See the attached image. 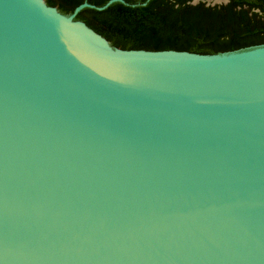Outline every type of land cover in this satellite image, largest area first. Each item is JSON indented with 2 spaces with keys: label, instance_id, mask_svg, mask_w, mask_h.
<instances>
[{
  "label": "water",
  "instance_id": "95a60500",
  "mask_svg": "<svg viewBox=\"0 0 264 264\" xmlns=\"http://www.w3.org/2000/svg\"><path fill=\"white\" fill-rule=\"evenodd\" d=\"M86 6L0 0V264H264V46L116 48Z\"/></svg>",
  "mask_w": 264,
  "mask_h": 264
},
{
  "label": "trees",
  "instance_id": "16d2710c",
  "mask_svg": "<svg viewBox=\"0 0 264 264\" xmlns=\"http://www.w3.org/2000/svg\"><path fill=\"white\" fill-rule=\"evenodd\" d=\"M45 1L65 15L82 3L94 5L82 8L75 19L85 22L116 48L217 54L250 44L243 40L249 37L251 26L229 25L232 15L241 12L229 7L226 13L225 5L193 4L192 0H115L99 9L110 0Z\"/></svg>",
  "mask_w": 264,
  "mask_h": 264
},
{
  "label": "flooded vegetation",
  "instance_id": "af4514ba",
  "mask_svg": "<svg viewBox=\"0 0 264 264\" xmlns=\"http://www.w3.org/2000/svg\"><path fill=\"white\" fill-rule=\"evenodd\" d=\"M120 1L125 2L126 0ZM200 2H203L208 6L225 5L226 13H228L229 7L233 8V10L240 11V15H232L233 18L227 21V23L241 28L242 26H251L249 29L250 32L247 33L249 37H247V39L244 38L243 40L244 42H247V44H250L243 47V49L264 46V0H192L193 4H198Z\"/></svg>",
  "mask_w": 264,
  "mask_h": 264
}]
</instances>
